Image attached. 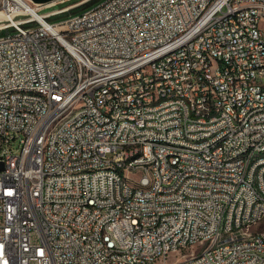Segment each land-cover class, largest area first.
Returning <instances> with one entry per match:
<instances>
[{
	"label": "built area",
	"instance_id": "built-area-1",
	"mask_svg": "<svg viewBox=\"0 0 264 264\" xmlns=\"http://www.w3.org/2000/svg\"><path fill=\"white\" fill-rule=\"evenodd\" d=\"M248 2L100 0L56 19L67 7L0 0V30L13 28L0 36V264H186L171 259L179 253L196 264H264L254 255L264 234L243 240L264 215V158L253 157L264 146V7L247 11ZM57 111H67L62 123ZM41 123L50 138H40ZM206 131L219 138L183 141L186 150L154 144ZM134 142L144 153L125 160ZM149 178L156 187L138 189ZM117 200L127 204L122 220Z\"/></svg>",
	"mask_w": 264,
	"mask_h": 264
},
{
	"label": "bare ground",
	"instance_id": "bare-ground-1",
	"mask_svg": "<svg viewBox=\"0 0 264 264\" xmlns=\"http://www.w3.org/2000/svg\"><path fill=\"white\" fill-rule=\"evenodd\" d=\"M256 7H264V0H250L247 3V11H255ZM32 15L39 16L36 7H31ZM2 12L0 11V15ZM3 15H1L2 17ZM260 16H264V9H260ZM4 17V16H3ZM1 24V23H0ZM1 27V26H0ZM140 55H132L129 58V65H139ZM123 75H132V67H124ZM7 92L25 93V96H46V88L28 87L27 84H8ZM172 99H179V92H172ZM67 118V111L53 112L54 123H62L63 119ZM51 125L49 123H41L40 138H50ZM219 138V131H206L204 136L200 133H182V139H175L166 136L154 137V144L172 145V149L186 150V143L208 144V139ZM144 153V142H134V148H130L125 153V160H134ZM253 157L264 158V146L257 147L253 150ZM125 182L126 174H118L114 184V191L117 198L125 197ZM149 187H156V178H149V182L138 181V189H149ZM129 189H137V182H129ZM253 189H260V181H253ZM233 209H240V202H233ZM127 211V204L125 200L116 201L115 220H122L123 213ZM264 221V215H262ZM257 224V220H250L246 231L243 233L244 241H252L257 235V229L253 226ZM217 229L219 233H228V224L224 221H217ZM258 234H264V231L258 230ZM107 237H114V230H107ZM200 242H192V248L197 246ZM217 248V241L206 242V252H213ZM200 252V250L198 251ZM254 255L257 257H264V248H254ZM186 264H196L197 256L190 255L185 258ZM145 264H165L164 256H157L154 259H145Z\"/></svg>",
	"mask_w": 264,
	"mask_h": 264
},
{
	"label": "water",
	"instance_id": "water-1",
	"mask_svg": "<svg viewBox=\"0 0 264 264\" xmlns=\"http://www.w3.org/2000/svg\"><path fill=\"white\" fill-rule=\"evenodd\" d=\"M34 3L37 4H44V3H48L51 2L53 0H31ZM100 0H71L65 3H62L58 6L62 7L65 6L67 7L66 10H64L63 12L59 13L56 16V19H63L65 17H67L68 15H74L76 13H79L89 7H91L92 5H94L96 2H98ZM13 28H9L7 30L2 29L0 30V36L6 34L7 32L12 31Z\"/></svg>",
	"mask_w": 264,
	"mask_h": 264
},
{
	"label": "rangeland",
	"instance_id": "rangeland-1",
	"mask_svg": "<svg viewBox=\"0 0 264 264\" xmlns=\"http://www.w3.org/2000/svg\"><path fill=\"white\" fill-rule=\"evenodd\" d=\"M63 7H65V6L60 7V6H58V4L51 5V6L50 5L47 6L45 3L44 4L37 5V8L41 12H43V13L49 12L51 10H56L58 8H63ZM1 15H3V14H1ZM1 15H0V23L2 24V20H4V17L3 16L1 17ZM19 147H20V145H19V138H17V139H15L12 142L11 149L14 150V151H16V152H18L19 151ZM253 228L254 229L261 230V231H264V221H261L258 225L257 224L254 225ZM199 250H200V244H197V246H194L192 248V252H198ZM190 252L191 251H188V253H190ZM188 256H190V255L182 256L181 253H179V254H172L171 259L177 261V260H180V259L187 258Z\"/></svg>",
	"mask_w": 264,
	"mask_h": 264
}]
</instances>
